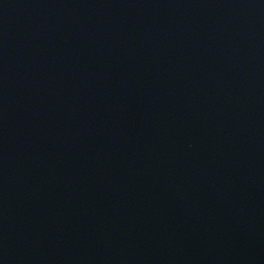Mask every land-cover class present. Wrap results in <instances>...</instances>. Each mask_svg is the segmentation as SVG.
Here are the masks:
<instances>
[{"label": "water", "instance_id": "obj_1", "mask_svg": "<svg viewBox=\"0 0 264 264\" xmlns=\"http://www.w3.org/2000/svg\"><path fill=\"white\" fill-rule=\"evenodd\" d=\"M0 264H264V0H0Z\"/></svg>", "mask_w": 264, "mask_h": 264}]
</instances>
